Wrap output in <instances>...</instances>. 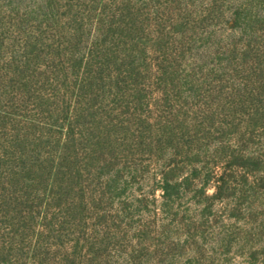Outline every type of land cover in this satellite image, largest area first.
<instances>
[{
  "label": "rangeland",
  "instance_id": "374dc122",
  "mask_svg": "<svg viewBox=\"0 0 264 264\" xmlns=\"http://www.w3.org/2000/svg\"><path fill=\"white\" fill-rule=\"evenodd\" d=\"M0 264H264V0H0Z\"/></svg>",
  "mask_w": 264,
  "mask_h": 264
}]
</instances>
